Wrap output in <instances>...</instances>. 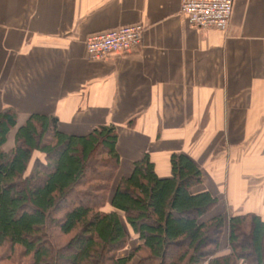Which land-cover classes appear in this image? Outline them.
Here are the masks:
<instances>
[{"label":"crops","instance_id":"obj_1","mask_svg":"<svg viewBox=\"0 0 264 264\" xmlns=\"http://www.w3.org/2000/svg\"><path fill=\"white\" fill-rule=\"evenodd\" d=\"M181 9L182 0H0V112L14 109L18 126L55 116L75 136L111 124L116 185L146 155L169 178L171 156L183 154L203 173L196 191L221 201L218 214L264 220V0H234L227 32L193 28ZM135 24L145 33L131 53L87 58L90 35Z\"/></svg>","mask_w":264,"mask_h":264},{"label":"trees","instance_id":"obj_2","mask_svg":"<svg viewBox=\"0 0 264 264\" xmlns=\"http://www.w3.org/2000/svg\"><path fill=\"white\" fill-rule=\"evenodd\" d=\"M118 139L111 124L75 136L58 117L18 126L14 109L1 111L0 249L30 264H264V220L218 214L221 201L196 191L203 173L186 155L171 156L169 178L146 155L114 188ZM127 226L138 245L123 255Z\"/></svg>","mask_w":264,"mask_h":264},{"label":"built area","instance_id":"obj_3","mask_svg":"<svg viewBox=\"0 0 264 264\" xmlns=\"http://www.w3.org/2000/svg\"><path fill=\"white\" fill-rule=\"evenodd\" d=\"M234 0H182L181 14L188 24L199 30H229ZM145 26L135 24L109 32L90 35L85 43L90 61H106L131 53L143 42Z\"/></svg>","mask_w":264,"mask_h":264},{"label":"rangeland","instance_id":"obj_4","mask_svg":"<svg viewBox=\"0 0 264 264\" xmlns=\"http://www.w3.org/2000/svg\"><path fill=\"white\" fill-rule=\"evenodd\" d=\"M14 132L12 131V135L10 136V142L9 144L6 146V150H9L11 148H14V143H13V136H14ZM116 180L114 182V188L116 187ZM130 238L132 237L131 235H129ZM135 246V243L133 241L129 242V246L127 248V250H125V252H123L125 255H127L129 253V251L131 249H133V247ZM8 248H1L0 249V264H30L31 260L30 258H23L20 255H14L12 257H10V254L7 250ZM4 253L6 255V257H9L8 259L3 258ZM12 255V254H11ZM131 264H136V260H134Z\"/></svg>","mask_w":264,"mask_h":264}]
</instances>
